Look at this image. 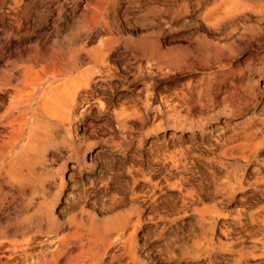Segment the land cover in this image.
I'll use <instances>...</instances> for the list:
<instances>
[{
  "label": "rangeland",
  "instance_id": "374dc122",
  "mask_svg": "<svg viewBox=\"0 0 264 264\" xmlns=\"http://www.w3.org/2000/svg\"><path fill=\"white\" fill-rule=\"evenodd\" d=\"M115 1L109 77L89 69L87 102L53 121L28 181L7 192L19 217L43 207L59 228L23 223L28 264L93 226L106 238L85 249L102 264H264V0ZM0 3L23 18L24 3Z\"/></svg>",
  "mask_w": 264,
  "mask_h": 264
},
{
  "label": "bare ground",
  "instance_id": "6f19581e",
  "mask_svg": "<svg viewBox=\"0 0 264 264\" xmlns=\"http://www.w3.org/2000/svg\"><path fill=\"white\" fill-rule=\"evenodd\" d=\"M19 1L24 3L26 10L23 18L19 19L7 15L8 11H4L0 3V51L2 48L4 52L1 53L2 58H12L20 63L16 65L9 62L11 64L4 66L0 58V92L5 97L4 102L0 100V106L3 107L0 115V264H8L1 259L13 255L15 249L19 251L18 260L10 264H28L33 260L34 250L31 246L35 241L23 236L24 229H19L23 223L30 225L38 221L34 224L36 228L40 225L37 223H41V227L43 225L48 231L59 229L50 209L34 208L35 211L27 217H19L21 215L18 216L16 205L12 206L6 200V196L11 194L7 192L12 191L10 186L16 187L25 182L28 172L32 171L29 170L31 159L37 157L53 140V121L60 122V126L64 127L68 124L65 123V117L73 113L75 105L87 102V93L94 89V79L90 76L96 71L90 70L102 68L103 77H109L105 58H108L106 53L111 42L108 38L102 40L101 32L106 29L113 15L110 13H114L116 2L13 0V3ZM68 5V9L61 13V8ZM19 27L22 35L19 34ZM92 42H95L94 48L88 49ZM54 47L60 48L58 52L53 50ZM60 55L64 58H60ZM86 68L90 72H85ZM80 71L83 73L80 74ZM140 90L142 89L137 91ZM95 100L101 108L103 105L100 98ZM85 156L86 154H82L77 162H84ZM99 229L88 227L86 236L74 235L72 240L69 234L67 237L71 240V249L66 248L65 241H61L65 238L61 237L54 250L46 251L41 259L33 262L102 264L99 249H85V246L91 247L96 240L106 238V231ZM16 236L19 240L15 239ZM102 242L97 244L102 246ZM6 252H10L9 255Z\"/></svg>",
  "mask_w": 264,
  "mask_h": 264
}]
</instances>
